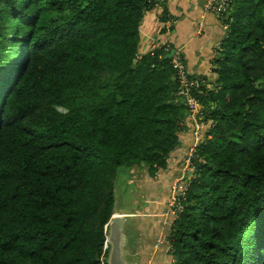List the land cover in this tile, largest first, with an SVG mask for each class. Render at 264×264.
<instances>
[{"label": "trees", "instance_id": "obj_1", "mask_svg": "<svg viewBox=\"0 0 264 264\" xmlns=\"http://www.w3.org/2000/svg\"><path fill=\"white\" fill-rule=\"evenodd\" d=\"M159 4L164 35L161 0H0V264H107L121 169L154 175L182 144L173 46H141ZM221 17L214 85L189 73L209 127L172 264H264V0Z\"/></svg>", "mask_w": 264, "mask_h": 264}, {"label": "crops", "instance_id": "obj_2", "mask_svg": "<svg viewBox=\"0 0 264 264\" xmlns=\"http://www.w3.org/2000/svg\"><path fill=\"white\" fill-rule=\"evenodd\" d=\"M164 3L173 16L174 29L167 30L164 35L158 34L156 13L161 7L157 5L145 17V28H141L142 50L160 45L173 46L182 52L189 73L212 87L215 81L213 58L227 37L223 17L204 10V0H161L162 6ZM194 120L189 115L190 127L181 134L182 144L171 153L166 169H159L155 175L146 170L145 175L137 180L136 185L140 186L139 191L145 197L144 204L136 211H126L116 206L118 212L127 216L124 229L130 242L129 264H172L174 261L171 243L166 238L172 225L163 226L161 213L166 208L173 182L182 174V164L194 140ZM137 216L138 220H133ZM128 217H132L130 223ZM172 217L171 223L174 220Z\"/></svg>", "mask_w": 264, "mask_h": 264}, {"label": "built area", "instance_id": "obj_3", "mask_svg": "<svg viewBox=\"0 0 264 264\" xmlns=\"http://www.w3.org/2000/svg\"><path fill=\"white\" fill-rule=\"evenodd\" d=\"M233 0H204L203 8L206 11H210L219 15L226 13ZM156 46H154L155 48ZM167 48H170L169 45ZM219 49L221 46L218 47ZM174 68L180 82L179 94H182L186 100V104L190 109V116L195 120V143L189 149L187 156L182 164V174L175 179L171 187V193L166 205L164 212L161 213L163 226L172 227L175 224V220L179 217L180 213L185 208V202L187 194L190 188L191 180L195 177L194 175V152L198 144L204 142L199 137L200 132L203 129V125L207 126L209 123L204 122V106L202 102L193 94L192 88L198 86V81L189 76V70L187 64L184 61V57L180 50L176 49L175 54L172 57ZM206 138V137H205ZM171 216L174 217L171 223ZM172 217V218H173ZM165 239V238H164ZM162 240H159V242Z\"/></svg>", "mask_w": 264, "mask_h": 264}, {"label": "rangeland", "instance_id": "obj_4", "mask_svg": "<svg viewBox=\"0 0 264 264\" xmlns=\"http://www.w3.org/2000/svg\"><path fill=\"white\" fill-rule=\"evenodd\" d=\"M147 14L149 15V14H151V12H148ZM193 124H195L194 121H193ZM202 127H203V129L200 132L199 137H201L202 140L203 139L205 140L204 133H205L206 129L209 127V124L207 126L203 125ZM193 135H194V140H193L190 148L194 145L195 139H196L195 125L193 128ZM145 171H146V169H135V171L133 170V171H130L128 173V172L124 171L123 169H121L120 175H119L117 183H116V196H117L116 206L118 208L125 209L126 211H136L141 207V205L144 204L145 197L143 196V193L141 191H139L140 186L136 185L137 184L136 182L142 175H145V173H146ZM132 177L134 180L132 179ZM132 217H134V216H132ZM132 217H128V219L130 218L129 223L131 222ZM138 218H139V216L135 217V219H133V220L136 221V220H138ZM131 226H129V228H131ZM127 248H128V250H130L129 246ZM128 257H130V254L128 255Z\"/></svg>", "mask_w": 264, "mask_h": 264}, {"label": "water", "instance_id": "obj_5", "mask_svg": "<svg viewBox=\"0 0 264 264\" xmlns=\"http://www.w3.org/2000/svg\"><path fill=\"white\" fill-rule=\"evenodd\" d=\"M176 49L173 48L167 53L163 59H172ZM117 207L114 208V213L109 220L108 235L106 247H109L107 264H129L128 259V246L130 244L129 237L125 233V222L127 216L124 213L117 211Z\"/></svg>", "mask_w": 264, "mask_h": 264}]
</instances>
